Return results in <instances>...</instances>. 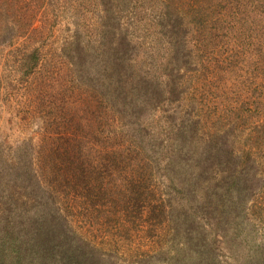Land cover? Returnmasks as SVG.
Here are the masks:
<instances>
[{"label": "rangeland", "instance_id": "374dc122", "mask_svg": "<svg viewBox=\"0 0 264 264\" xmlns=\"http://www.w3.org/2000/svg\"><path fill=\"white\" fill-rule=\"evenodd\" d=\"M152 6L143 4L148 9L143 17L160 20ZM164 25L160 30L171 34V22ZM230 25L224 22L216 28L219 38L213 55L197 45L183 44L181 24L171 53H166V36L151 41L142 52V76L147 78L130 93L128 82L117 81L123 68L132 64H120L117 51L125 36L133 37L134 0H0V160H21L19 166L26 169L33 162L40 173L42 169L49 173L48 183L55 187L52 193L50 189L37 193L36 201L52 195L54 207L45 213L57 217H47L37 239L23 238V253L34 252L37 264L47 258L44 250L57 259L53 264L68 251L78 264H134L140 247L158 249L160 259L172 255L168 250L180 253L178 264H264L262 149L249 137L246 124L227 132L214 127L215 116L244 95L236 97L237 87L242 89V85L233 87L238 77L223 76L216 62L234 43V38L222 36L229 35ZM189 33L198 37V27ZM86 39L87 55H81L80 63L70 66L64 56L62 65L57 55L64 51L71 57L73 49L80 48L77 42ZM189 51L192 57L186 56ZM56 62L58 67L53 66ZM73 67L85 72L82 79L87 80L75 78ZM259 73L251 74L255 86L263 80ZM72 115L80 123L76 136L67 120ZM113 115L114 121L108 119ZM130 119L136 122L130 124L132 147L120 135ZM112 131L116 137L110 135ZM137 132L147 147L141 160L152 170V183L165 203L160 221L149 208L141 207L140 214L134 207L130 213L123 211L116 197L115 182L125 175L134 181V143L141 146ZM64 136H68L65 143H84L91 157L103 149H95L102 143L122 153L117 160H126L107 185L111 202L105 211L68 189L60 191L55 170L59 160L47 153ZM22 195L29 197L21 206L24 221L32 214L25 207H32L34 198ZM112 198L117 199L115 204ZM29 226L24 221L23 233L29 232ZM196 253L199 257L190 261Z\"/></svg>", "mask_w": 264, "mask_h": 264}, {"label": "trees", "instance_id": "16d2710c", "mask_svg": "<svg viewBox=\"0 0 264 264\" xmlns=\"http://www.w3.org/2000/svg\"><path fill=\"white\" fill-rule=\"evenodd\" d=\"M146 2L153 5L150 9L160 20L153 21L150 16L148 18L143 17V13L148 14V9L143 8V4ZM168 22H171V29L168 30L171 34L163 33L164 29L160 30L161 27L165 26L164 23L167 25ZM224 22L231 24L227 28L230 33L228 35L227 32H224L222 36L234 38V43L230 45V49L225 55H221V58L216 59V62L223 76L231 74L233 79L238 77L239 81L233 87L236 88L237 85H242V89L237 87L236 97L239 98L241 93H244V95L237 103H228L222 115L215 116L214 127L227 132L246 124L249 137L254 140V144L262 149V158L264 159V0H134V34L132 39L125 36L121 42L122 48L117 51V59L120 64L131 61L129 64L132 65L123 68L117 82L122 85L128 82L130 93L137 90L136 84H140L141 81L147 78L142 76L144 68L143 49L151 41H157L159 38L162 39L166 36L168 38V52L166 53H171L175 46V35L178 34L180 24L184 32L183 44L197 45L198 48H203L213 55L216 46L215 38H219L217 37L216 28L223 25ZM193 26L198 27V37H193L195 34L189 33ZM85 28L88 29L89 27L85 26ZM156 28L158 29L157 32H155ZM142 30L146 34L140 35L143 32ZM87 41L89 39H86L83 43L77 42L80 44V48L76 46L71 57L64 51L62 54L57 55L62 65L66 64L63 57L67 56L71 63L70 66H77L81 61V55H87ZM75 44V41L71 43V45ZM157 50L160 49H155V51ZM34 53L33 57L37 62L39 60L37 51ZM192 55L194 54L190 51L186 54L188 57H192ZM152 56L151 54L150 57L153 59ZM171 62L173 61L170 60L169 63ZM82 65L84 66L83 63ZM53 66L58 67V62ZM72 70L75 78L80 75L79 79L81 78L82 81L87 80L82 79L85 72L79 73L78 67H73ZM253 72H256V74L260 72L259 74L263 77L262 83H256V86H260V88H257L254 84L256 77H251ZM256 74L255 76H257ZM112 82L113 79H110V84ZM258 89H261V92L260 90L258 92ZM198 118L200 119V117ZM108 119L114 121V115L111 118L108 116ZM67 120L73 128L71 133L74 136L78 135L76 130L80 127V123L78 124L73 115L72 119L69 117ZM131 122L134 121L130 119L125 122V125L123 124L120 135L126 143L131 142L132 147L134 129L130 125ZM88 134L94 136L93 132ZM111 134H113V131L110 132ZM137 135L140 138L141 146L136 147L137 145L134 143V177H131L134 181L129 182V176L125 175L119 179V182H115L114 186L117 187L114 188H118L116 197L120 200L119 206L121 205L123 211L130 213V208L134 207V211L140 214L144 212L141 207L149 208V211L153 213V218L160 221L163 217L161 207L165 206V203L161 194L156 192L155 184L152 183L153 175H150L153 174L150 173L152 170H149L141 160V155L147 152L146 141H143L144 136L138 132ZM137 135L135 134V136ZM111 136L116 137L115 135ZM67 137L64 136L62 143L51 146L47 153V157L48 155L52 157V153H54V160L56 162L59 160L55 170L57 182L61 188L60 191L68 189L76 197L81 196L83 199L92 202L93 208H101L102 211H105L104 206L111 202L109 195L106 193L107 185L108 183L111 184V180L116 173L121 171L119 163L126 160H117L122 153H118L116 148L105 146L102 143L97 144L95 149L99 150L101 147L103 149L95 152V157H91L84 143L80 142L77 145L65 143ZM106 139L104 137V143ZM96 142H98V139H96ZM131 147L128 148V151ZM19 164H21V160L16 161L14 159L11 161L6 160L5 157L4 160H0V264H37L38 262L33 261L32 255H34V252L31 254L23 253L21 241L25 236L30 240L37 239L43 234L47 217H57V214L55 216L54 214L45 213L54 207L50 197L52 195L45 196L41 203L36 201L39 197L37 193H44L47 189H50L49 193H52V190L55 189L53 183H51L52 187L48 183L51 182L48 179L49 173L43 171L44 169L40 173L33 162H31L29 169L19 166ZM58 174L61 176H58ZM71 178L73 181L70 180ZM114 188L111 189L112 193ZM24 192L34 198L32 207H25L27 211L32 212L24 220L30 224L29 232L26 234L23 233L22 229L25 211L22 210V207L26 204L24 198L29 197L22 195ZM112 199L115 204L117 199ZM35 222L37 225H35ZM157 250L156 248L141 249L137 247L134 264L156 261L162 264H178L180 253H172L173 251L168 250L167 252L172 255L166 257L167 259H160L156 256ZM47 252L48 250H44V257L47 258L42 260L41 264H53L57 260H53L54 256H46ZM199 255L200 253L198 255L196 253L190 261L196 260ZM63 256V260L57 261L56 264L58 262L59 264L79 263L78 258H74V254L69 251L65 252Z\"/></svg>", "mask_w": 264, "mask_h": 264}]
</instances>
